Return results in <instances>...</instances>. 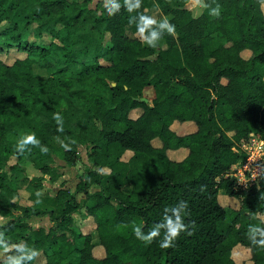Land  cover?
Instances as JSON below:
<instances>
[{
	"label": "trees",
	"instance_id": "1",
	"mask_svg": "<svg viewBox=\"0 0 264 264\" xmlns=\"http://www.w3.org/2000/svg\"><path fill=\"white\" fill-rule=\"evenodd\" d=\"M91 1L0 0V52L13 46L25 52L11 63L0 59V243L12 249L0 264L20 254L14 247L20 242L41 251L46 264H236L237 246L248 247L252 264H264V248L247 236L249 225L264 227V172L249 185L229 174L249 134L264 145V0H202L221 5L218 18L205 7L193 15L189 0H143L140 12L150 15L146 7L154 3L175 25V34L161 39L166 47L159 42L156 48L126 33L137 28L124 0H117L121 8L112 16ZM45 32L52 37L48 44L40 40ZM34 63L46 77L34 75ZM136 107L141 112L132 117ZM174 121L196 127L179 134ZM25 131L48 152L29 145L19 153ZM81 146L91 166L75 188L91 202L86 212L96 242L74 226L80 204L65 186L40 192L45 175L53 183L61 174L55 157L72 165ZM181 147L183 157L168 155ZM25 159L41 174L29 175ZM21 185L31 187L30 204L15 199ZM221 189L238 199L236 207L221 203ZM181 200L189 204L184 222L191 235L182 232L170 248L159 247L163 230L151 244L136 238L134 226L147 234L165 208ZM45 213L49 226L27 221ZM96 245L102 256L94 254Z\"/></svg>",
	"mask_w": 264,
	"mask_h": 264
},
{
	"label": "rangeland",
	"instance_id": "2",
	"mask_svg": "<svg viewBox=\"0 0 264 264\" xmlns=\"http://www.w3.org/2000/svg\"><path fill=\"white\" fill-rule=\"evenodd\" d=\"M81 2L82 0H77ZM102 1L100 0H92L90 2V6L94 8H100L102 7ZM264 3V2H263ZM203 1L199 0H189L187 5L190 8L191 12L193 15H198L199 13L202 12L203 10ZM262 8V4H261ZM263 13H264V8H262ZM146 11L150 14V16L155 17L156 19H162V18H167L168 16L163 15L156 4L151 3L146 7ZM126 33L130 36H139L138 33H134L130 30L129 27L126 29ZM26 36L29 39H36L35 36L32 33H27ZM108 38V34H106L103 37V41H106ZM40 40L42 43L48 44L51 40L52 37L48 33H42ZM161 47H166V43L164 40L160 41ZM250 52L243 51L242 55L244 57H248ZM25 55L24 51L18 50L15 46L9 47V48H4L0 52V59L7 63H11L15 58L17 57H23ZM33 71L34 75L37 77H46L47 72L43 67H40L38 64L34 63L33 64ZM145 94L150 97L152 94V91L150 88H147L144 90ZM141 112V108H139V114ZM135 114V115H137ZM131 115V114H130ZM195 124L193 121H185V122H177L174 121L171 124V128L175 130V132L182 134V133H187L190 131H193L195 129ZM28 134V132H24L23 135ZM12 138L15 136L11 135ZM153 143L155 145H160V142L158 139H154ZM239 150L238 152L240 153L241 159H239L237 162L232 164L231 169L229 174L233 177H235L236 181L243 184V185H249L252 182L257 183L259 180V175H261L264 171V145L259 139V137L256 134H249L248 138L245 141H242L239 143ZM187 152V149L185 148H180L177 150H168L167 153L168 155L173 158V159H179L183 157ZM131 152L126 151L124 154V158H128L130 156ZM78 158L76 159L75 163L72 165H64V161L58 157H55V162L53 163L54 165L59 166V171L61 174L59 177L52 183L49 180V176L45 175V179L43 180L44 186L41 188L40 192L45 193L50 190V188L54 187L57 188L59 186H65L70 193H72L74 196H76L78 202H79V207L78 209L72 213L73 215V224L79 229V231H82L83 233H88L90 232L91 235L93 236L92 241L96 242V231H95V222L93 220V217L86 212V207L91 203L88 198L86 197V194L83 192H77L75 186L76 183L79 180V175L83 172V169L87 166H91L89 158L86 155V149L81 146V149L79 151ZM16 158L12 156L9 160V162H15ZM24 167V170L29 173V175H40L41 172L33 167L31 162L28 160H24L21 163ZM8 164L7 166H9ZM5 170H9L8 167L4 168ZM251 173V175H250ZM254 178L255 179H250ZM95 187H90L88 188L89 192L94 191ZM124 191H129L130 188H126L125 186L122 187ZM30 193H31V187H24L21 185L18 188V194L15 197L17 201L22 204H30L32 202V199L30 198ZM219 199L223 205L226 207H236L238 205V199L236 197L228 196L222 189L220 190L219 193ZM45 207H47L46 204H43ZM16 213H19V211H16ZM29 223L32 226H39V225H44V226H49L50 219L49 215L47 213L42 214V215H37L34 214L30 218L27 219ZM82 238L79 240L80 244L82 243ZM5 252L4 250V244L0 243V258L3 256V253ZM94 254L96 256H102L103 255V249L101 248L100 245H96L93 250ZM39 256L36 258V261L39 262L40 264H46L45 262V256L44 254L40 251ZM233 257L236 260V264H252V260L250 258V252L248 247L246 246H237L233 250Z\"/></svg>",
	"mask_w": 264,
	"mask_h": 264
},
{
	"label": "clouds",
	"instance_id": "3",
	"mask_svg": "<svg viewBox=\"0 0 264 264\" xmlns=\"http://www.w3.org/2000/svg\"><path fill=\"white\" fill-rule=\"evenodd\" d=\"M199 3V0H198ZM143 4V0H124V7L129 13H136V15L129 16V23L135 24L137 33L142 43L147 44L152 48H156L161 41L165 33L169 35L175 34V25L172 24L167 18L156 19L153 16L140 12ZM103 7L107 10L109 16L115 15L121 8V4L117 0H103ZM203 7L210 9L209 15L213 17H219L221 14V5L216 3L215 7L210 4H203ZM264 8V3H262ZM53 119L56 120L58 131H63V118L59 113H55ZM61 147L65 150H70V145L63 141H59ZM74 143V141H73ZM37 146L41 148V152L47 153L48 148L41 146L40 141L37 139L35 133H30L22 136L17 145L16 150L23 154L28 150V146ZM37 193V196H40ZM189 208L188 201H178L175 206H168L164 210V216L161 222L157 223L147 234L142 231L141 226L136 225L133 228V232L137 239L151 244L154 239L161 236V230H163L162 239L159 241L160 248H170L174 246V242L181 235L182 232H187L189 235V224L184 222V217L187 214ZM193 231L195 230V222H191ZM248 239L252 245L260 248H264V227L258 225H249L247 232ZM15 250L19 252V255H9L5 264H23V261H32L39 256V251L33 247H29L25 242L15 244ZM28 249V251H25ZM4 250L11 252V247L5 242Z\"/></svg>",
	"mask_w": 264,
	"mask_h": 264
},
{
	"label": "crops",
	"instance_id": "4",
	"mask_svg": "<svg viewBox=\"0 0 264 264\" xmlns=\"http://www.w3.org/2000/svg\"><path fill=\"white\" fill-rule=\"evenodd\" d=\"M138 112H139V108L136 107V108H133V109L130 111V114H131L132 117H136V116L138 115V114H137ZM135 114H137V115H135ZM181 148H183V147H181ZM178 149H180V148H178ZM173 150H177V149H173ZM124 186H125L126 188H130V185H129V184H125ZM129 190H130V189H129ZM126 192H128V191H126Z\"/></svg>",
	"mask_w": 264,
	"mask_h": 264
},
{
	"label": "built area",
	"instance_id": "5",
	"mask_svg": "<svg viewBox=\"0 0 264 264\" xmlns=\"http://www.w3.org/2000/svg\"><path fill=\"white\" fill-rule=\"evenodd\" d=\"M260 139V138H259ZM261 140V139H260ZM261 142L263 143V141L261 140ZM264 164H262V166H263ZM264 172V171H263ZM250 175H251V173H250ZM262 175V174H261ZM261 175H259V176H261ZM260 178V177H259ZM250 179L252 180V179H255V177L254 178H251L250 177Z\"/></svg>",
	"mask_w": 264,
	"mask_h": 264
},
{
	"label": "water",
	"instance_id": "6",
	"mask_svg": "<svg viewBox=\"0 0 264 264\" xmlns=\"http://www.w3.org/2000/svg\"><path fill=\"white\" fill-rule=\"evenodd\" d=\"M112 83H114V82H112ZM141 99H142V100H146V101H147V98H146V97H144V96H141Z\"/></svg>",
	"mask_w": 264,
	"mask_h": 264
}]
</instances>
